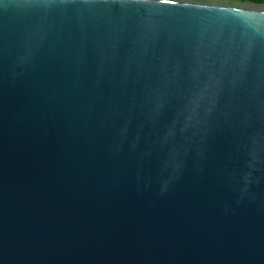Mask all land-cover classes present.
<instances>
[{
	"label": "water",
	"instance_id": "water-1",
	"mask_svg": "<svg viewBox=\"0 0 264 264\" xmlns=\"http://www.w3.org/2000/svg\"><path fill=\"white\" fill-rule=\"evenodd\" d=\"M0 264H264V10L0 0Z\"/></svg>",
	"mask_w": 264,
	"mask_h": 264
},
{
	"label": "rangeland",
	"instance_id": "rangeland-1",
	"mask_svg": "<svg viewBox=\"0 0 264 264\" xmlns=\"http://www.w3.org/2000/svg\"><path fill=\"white\" fill-rule=\"evenodd\" d=\"M193 2L206 4V5L208 4V5L228 6V7H248L249 6V5H245V6L239 5L238 3L233 2L232 0H196ZM249 7L253 8V6H249Z\"/></svg>",
	"mask_w": 264,
	"mask_h": 264
},
{
	"label": "flooded vegetation",
	"instance_id": "flooded-vegetation-1",
	"mask_svg": "<svg viewBox=\"0 0 264 264\" xmlns=\"http://www.w3.org/2000/svg\"><path fill=\"white\" fill-rule=\"evenodd\" d=\"M233 2L238 3L239 5L245 6V5H249V6H255L261 9H264V0L262 2H257L254 3L252 1H247V0H232Z\"/></svg>",
	"mask_w": 264,
	"mask_h": 264
},
{
	"label": "trees",
	"instance_id": "trees-1",
	"mask_svg": "<svg viewBox=\"0 0 264 264\" xmlns=\"http://www.w3.org/2000/svg\"><path fill=\"white\" fill-rule=\"evenodd\" d=\"M187 1H196V0H187ZM247 1H252L254 3H259V2H262L263 0H247Z\"/></svg>",
	"mask_w": 264,
	"mask_h": 264
}]
</instances>
